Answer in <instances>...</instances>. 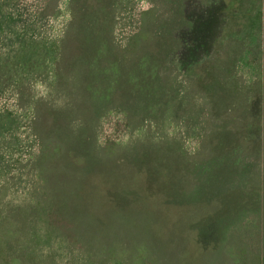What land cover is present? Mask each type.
Here are the masks:
<instances>
[{
  "label": "rangeland",
  "instance_id": "1",
  "mask_svg": "<svg viewBox=\"0 0 264 264\" xmlns=\"http://www.w3.org/2000/svg\"><path fill=\"white\" fill-rule=\"evenodd\" d=\"M2 2L1 206L27 211L47 200L39 153L50 195L81 210L110 200L132 158L152 172L144 159L166 157L176 166L169 182L212 202L208 217L220 233L200 227V245L197 235L174 234L165 264H234L240 255L264 264V0ZM32 106L44 152L32 143ZM46 213L40 234L55 220ZM131 222L118 236L136 231L148 243L156 234L151 221ZM67 240L45 249L61 264H81L87 253L68 252Z\"/></svg>",
  "mask_w": 264,
  "mask_h": 264
},
{
  "label": "trees",
  "instance_id": "2",
  "mask_svg": "<svg viewBox=\"0 0 264 264\" xmlns=\"http://www.w3.org/2000/svg\"><path fill=\"white\" fill-rule=\"evenodd\" d=\"M3 4L0 0V11ZM6 20L4 13H0L2 28V23ZM29 119L34 136L32 143L40 142L41 148L46 147L43 139L45 136L38 129V126L43 125L38 107H31ZM0 128L6 130L2 124ZM14 128L15 121L9 124L7 129L11 131ZM16 141L18 145L21 144L19 140ZM45 150L46 148L42 149L43 152ZM165 158L158 160L155 156H151L150 160L144 159V164L151 167L152 172L139 166L140 161L142 163L139 156L132 158L129 168L126 166L129 170L121 179L119 189L111 190L110 188L111 193H107V198L110 200L93 201L90 207L81 210L80 205L70 207L62 202V199L59 200L58 195L53 194V190L52 196L50 195L49 185L53 187V183L51 177L43 170L45 161L39 153L36 169L39 174L38 181L41 184L40 193L47 200L43 204L38 202L36 205H29L27 211H13L8 205L1 206L2 197H0V264H61L59 260H56L53 252L45 248L53 247L55 250L58 245L55 243L56 240L63 236H67L68 239V252L72 250L71 245H74L87 253L83 254L84 257L80 255L81 264H165L167 262L165 254L175 250L172 249V245L174 247L176 243L174 234L180 235L183 231L187 236L197 235L200 245L202 238L199 228H202L201 233L207 226L213 228V219L208 217L211 215L213 203L210 202L209 205L206 199L197 202L186 198L182 188L171 184L169 178L172 180L176 166L172 167L171 162H166ZM6 161L3 150L0 149V169L8 166ZM158 161L160 166L150 165ZM154 176H158L159 180L162 177L159 191L155 189L157 186L153 181ZM158 195L161 197V202L156 204L155 197ZM112 203L113 205L109 206ZM47 211L55 220L48 222V225L44 226L47 231L40 234L39 221L42 215L47 214ZM131 220L135 221V223L131 222L133 227L138 221L141 226L151 221L156 225V234L152 233L148 243L143 242L136 231H133L136 235L133 237L118 236L123 234L122 232L125 231L123 226ZM212 230L220 233L216 227ZM111 232H115L114 235L118 236L117 243L109 240ZM163 234L166 235L163 236ZM162 238L166 239L165 246L161 245ZM135 239L138 240L135 241ZM240 257L241 259L234 264H244L246 258L243 255Z\"/></svg>",
  "mask_w": 264,
  "mask_h": 264
}]
</instances>
